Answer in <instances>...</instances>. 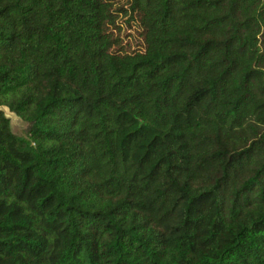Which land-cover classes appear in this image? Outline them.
I'll return each instance as SVG.
<instances>
[{
  "label": "trees",
  "instance_id": "obj_1",
  "mask_svg": "<svg viewBox=\"0 0 264 264\" xmlns=\"http://www.w3.org/2000/svg\"><path fill=\"white\" fill-rule=\"evenodd\" d=\"M131 10L0 0V264H264V0Z\"/></svg>",
  "mask_w": 264,
  "mask_h": 264
},
{
  "label": "rangeland",
  "instance_id": "obj_2",
  "mask_svg": "<svg viewBox=\"0 0 264 264\" xmlns=\"http://www.w3.org/2000/svg\"><path fill=\"white\" fill-rule=\"evenodd\" d=\"M107 2L111 5L115 18V26H110L109 31L120 41V46L113 48L123 53L143 51L142 28L136 12L131 10L132 0H107ZM2 109L10 119L12 132L17 135H26L27 124L8 109Z\"/></svg>",
  "mask_w": 264,
  "mask_h": 264
}]
</instances>
